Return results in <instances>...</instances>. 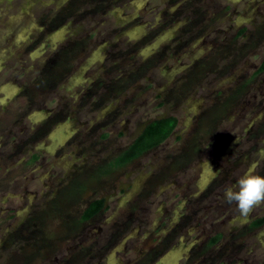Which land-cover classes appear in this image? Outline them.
<instances>
[{
    "label": "rangeland",
    "instance_id": "rangeland-1",
    "mask_svg": "<svg viewBox=\"0 0 264 264\" xmlns=\"http://www.w3.org/2000/svg\"><path fill=\"white\" fill-rule=\"evenodd\" d=\"M147 1L143 10L146 12L156 7L158 10L166 7L170 10L172 6L171 2L167 5L162 3L167 0ZM144 3L145 0H0V103L2 95L5 94L2 86L6 84L11 86L14 94H31L28 92L32 90L31 85L22 74H25L24 69L27 67H35L42 55L54 57L62 51L65 53L69 49H75L70 43L72 40L79 42L80 47L76 46L74 50L75 57L71 59L69 54L70 59L67 69L63 72L62 82L51 90L52 93H49L50 90L44 92L52 94L46 100L47 107L54 109L59 116H64L59 127L50 125L48 130L52 132L59 128L57 139L61 146L58 152L63 158H56L53 165L62 175L75 176V182H78L76 186L84 187L79 199L73 202L83 204L80 205L79 211L85 201L103 199L107 209L103 215L105 217L110 216L116 207L125 211L123 205L127 207L129 204L135 207L140 205L143 211L138 210L136 214L138 212L141 219H148L156 211H161L159 199H156L158 193L162 197L172 193V189H168L172 177L182 182L190 180V190L193 192L207 186L206 179L213 176L214 169L211 167L213 164L204 161L200 151H204L206 145L213 143L215 135H222L224 143L231 138L234 143L241 127L244 131H253L254 126L250 128L252 118H256L257 122H264V112L259 110L257 113L253 110L264 104V73L257 76L253 74L264 61V0H212L205 8L204 4L201 7L197 3L191 6L190 9L199 12L196 15H192L189 10L187 12L191 21H194L193 26L219 29L221 33L218 39L225 38L233 42L238 37L236 31L229 30L233 25H239L240 29L246 31L234 41L238 45V61H234L233 56L222 58L217 62L218 65H214V72L207 76L209 81L193 83L190 88L185 84L173 82L171 78L178 74L177 71L182 69L186 60L189 62L194 58L204 57L199 52L202 46L198 37L190 44L193 51L186 53V60L176 67L175 64L167 69L160 66H144L145 73L142 77L138 76L137 62L141 59H151L152 54L157 51V45L163 42L162 38L174 37L176 28L180 29L179 25L183 20V16L182 19L176 18L177 24L172 29H165L149 44L139 45L137 48L136 40L144 34L146 26L136 22L124 29L120 28L126 20L135 16ZM219 11H227L228 14H223L221 19L216 17ZM212 14L215 18H210ZM63 17L64 21L59 23ZM149 19H152V16L144 18L145 21ZM68 22H73V25L67 26ZM76 26H79V30ZM215 36L216 34H212L208 38L213 39ZM83 38L85 40L82 41ZM109 49L110 53L116 56L122 51L121 60H109ZM224 66H229L228 70L220 72ZM119 67L126 81L121 80L118 85L115 82L110 85L111 77L115 79L118 76ZM121 87L124 92L118 94L117 91ZM87 88L95 94L85 99L84 94H79L77 99L72 98L74 93L86 91ZM179 89L182 94L174 91ZM162 91L170 93L161 94ZM232 98L235 103L228 105ZM257 103L259 105H256ZM76 106L77 114L74 113ZM225 106L228 109L225 108V113L210 127L207 120L209 112ZM71 115L78 119L73 121ZM169 116L175 117L178 123L166 143L134 162L121 166L114 164L116 158L147 122ZM237 118L240 123H237ZM77 126L81 128L75 132ZM245 137L249 138L250 135L246 134ZM240 141L239 139L235 142L239 150H246L252 145L246 139ZM181 143L195 144L193 149L197 150L195 155L198 154V157L171 176L169 171L178 163L171 162L174 161L172 157L170 160L166 156L175 155L176 150L182 148ZM255 150L257 155L264 157V140ZM212 151L206 155L210 156ZM199 159L204 161L205 172L203 165L201 171L191 169ZM254 162L253 159L246 162L241 158L238 172L245 173L253 167ZM159 174H164L162 178L165 182L155 181ZM7 178L8 175L0 176L3 186L10 188L12 184L8 183ZM21 184L24 186L25 180H22ZM145 186L156 189L144 192ZM73 187L74 185L65 186L62 196L64 200H69L74 195ZM29 188L40 190V183H31ZM76 205L78 204L67 209V204H63V207H66L65 219L77 217L78 213L74 210ZM231 205L227 204L221 212L216 208L207 210V228L212 231L208 235L216 231L214 227L210 228L211 224H219L218 229L225 234L229 233L231 226L240 225L238 229L247 231L249 236L247 235L244 241L241 240L235 257H241L246 261L245 264H262L264 226L248 232L247 222L251 214L260 215L264 212V204L255 207L248 217H242L238 209L234 210ZM201 211L203 210L197 211V214ZM243 223L245 227H241ZM131 229L125 233L136 235ZM2 261L3 257L0 258V263Z\"/></svg>",
    "mask_w": 264,
    "mask_h": 264
},
{
    "label": "flooded vegetation",
    "instance_id": "flooded-vegetation-1",
    "mask_svg": "<svg viewBox=\"0 0 264 264\" xmlns=\"http://www.w3.org/2000/svg\"><path fill=\"white\" fill-rule=\"evenodd\" d=\"M210 1L212 0H167L162 3L167 5L168 2H171L170 10L167 7L158 10L156 7V10L146 12L143 11L148 2L145 0L135 16L125 21L120 29L129 27L130 24L136 22L138 25L141 23L146 26L144 34L136 40L135 47L138 48L139 45L149 44L165 29H172L177 24L176 18L182 19L181 16H183L181 25H179L180 29L176 28L174 37L162 38L163 42L157 45V51L152 54L151 59H148L150 63H147L148 60L145 59L137 62L139 63L137 65L139 77L145 73V67L160 66L167 69L173 67L174 64L176 67L181 61L186 60V53L193 51L190 44L196 37L199 38V43L202 46L199 52L204 57L202 59L194 58L189 62L186 60L182 69L177 71L178 74L171 78L173 82L185 84L190 88L193 83L209 81L207 76L214 72V65H218L217 62L222 58L233 56V60L238 61V56L236 59L238 50L236 46L238 45L234 41L245 33V29H240L239 25L229 28L238 34L233 43L225 38L218 39L217 37L221 33L218 31L219 29L205 28L202 25L194 27V21L192 22L187 14L189 11L192 15L199 13L190 9L193 4L197 3L200 7L204 4L203 8H205L208 7L207 4ZM216 12L218 13V11ZM225 13L227 11H219L216 17L219 16L222 19V15ZM150 16L152 19L144 20L145 17L149 18ZM210 18H215V16L212 14ZM64 19L65 17L59 23ZM72 23L68 22L67 26H72ZM78 27L76 26L79 30ZM109 34L111 35V30H109ZM212 34H216L214 38L217 39H209L208 37ZM90 35L89 33L88 36ZM83 40L85 39L83 38ZM70 43L75 46V49L76 46L80 47L77 40H72ZM75 49L65 51L67 54L62 51L54 57L42 55L35 67L24 69L25 74L22 76L31 85L32 90L28 91L31 94H14L9 84L2 86L5 94L2 95L0 103V171H3L0 176L8 175V183L12 186L7 188L0 180V258L3 257L0 264H245L246 261L241 257L236 258L235 254L238 253L241 240L244 241L246 236H249L247 231L238 229L240 227L238 225L231 226L229 233L225 234L218 229L219 224H211L210 228L214 227L216 231L208 235L212 231L207 228V221L209 222L207 210L216 208L221 212L227 204H232L234 210L238 209L235 202H227L225 191L234 186L244 173L243 171L241 174L237 170L241 158L246 162L253 159L255 162L252 169L256 174L264 176V157L257 155L255 150L256 146L264 140V122L262 123L260 120L257 122L256 118L250 120V128L254 126L253 131H244V128L241 127L240 134L235 137L234 143L232 138L224 143L222 135H215L216 139L213 143L206 145L204 151H200L204 161L213 164L211 165L214 169L213 176L206 177L207 186L193 192L190 190V180L182 182V180L172 177L168 186V189H172V193L169 192L166 197H162L158 193L156 199L161 200H158L161 211H156L152 217L139 218L136 211H143V208H140V205L135 207L129 204L127 207L123 205L126 208L125 211L116 207L110 216L105 217L103 216L107 210L105 200L96 199L85 201L81 211H79V207L83 204L75 203L78 204L74 209L78 213L77 217L64 218L65 208L75 206L73 202L79 199V196L84 192V187L76 186L78 182H75V176L72 177L71 174L65 176L55 170L53 165L55 159L63 158L62 155H59L61 146V142L57 139L59 128L52 132L48 130L50 125L59 127L64 116L63 114L59 116L54 112V109L47 107L46 100L52 94H44V92L50 90L49 93H52L51 90L62 82L63 72L67 69L70 59L69 54L72 59ZM110 52L109 49L107 52L109 60L115 58L121 60L123 57L122 51H119L117 56ZM263 63L264 61L253 72L254 75L264 73V69H261ZM228 68L229 66H224L220 72H226ZM117 75L115 79L111 77L110 85L114 82L118 85L121 80L126 81L123 79L120 67ZM122 90L121 87L117 91L118 94L123 93ZM174 91L177 94H182L180 89ZM169 93L161 92V94ZM79 94H84L85 99L95 92L87 88L86 91H77L72 98H79ZM234 103V98L228 101V105ZM225 108L228 109L225 106L220 110L212 109L209 112L207 120L210 127L225 113ZM77 109L76 106L75 114H77ZM253 110H256L257 113L261 110L263 113L264 104ZM236 115L239 117V113L236 112ZM71 117L73 121L78 119L76 116L71 115ZM154 120L147 122L143 129ZM238 120L237 118V123H240ZM177 123L169 137L174 133ZM80 128L77 126L75 132ZM246 134L250 137L246 138ZM235 135L236 133L233 136ZM168 138L129 163L160 148ZM239 139L240 142L246 139L252 145L246 150H239L236 148ZM181 144L182 148L177 149L175 155L166 156L169 159L172 157L174 161L171 162L178 163L169 171L171 176L174 173L177 174L180 169L185 167V164L188 166L198 157V154L195 155L197 150L193 149L195 144ZM212 145H214L213 148ZM183 147L185 148L182 152ZM211 151L210 156L206 155ZM204 161L199 159L191 169L201 171ZM204 172L202 171V173ZM194 174L197 175L196 172ZM160 175L155 181L165 182V179L162 178L164 174ZM193 177L195 178V176ZM22 180H25L24 186L21 184ZM34 182L40 183V190L29 188V184ZM70 184L74 185V195L69 200H64L62 197L64 188L66 185L71 186ZM144 189V192H149V189L156 188L145 186ZM61 201L67 206L63 207ZM131 206L132 208H130ZM91 207H95V209ZM199 210L203 211L197 214ZM223 223L221 222V224ZM247 223L248 232L263 227L264 212H261L260 215L251 214ZM241 225V227H245L244 223ZM129 228H132L130 231L135 232L136 235L126 234L125 232Z\"/></svg>",
    "mask_w": 264,
    "mask_h": 264
},
{
    "label": "trees",
    "instance_id": "trees-1",
    "mask_svg": "<svg viewBox=\"0 0 264 264\" xmlns=\"http://www.w3.org/2000/svg\"><path fill=\"white\" fill-rule=\"evenodd\" d=\"M261 69H264V63ZM176 123V119L172 117L150 122L140 135L116 158L114 164L117 166L125 165L156 147L169 137ZM91 208L95 209V207Z\"/></svg>",
    "mask_w": 264,
    "mask_h": 264
},
{
    "label": "clouds",
    "instance_id": "clouds-1",
    "mask_svg": "<svg viewBox=\"0 0 264 264\" xmlns=\"http://www.w3.org/2000/svg\"><path fill=\"white\" fill-rule=\"evenodd\" d=\"M227 202H235L242 217H248L252 210L264 204V176L249 168L237 181L226 189Z\"/></svg>",
    "mask_w": 264,
    "mask_h": 264
}]
</instances>
